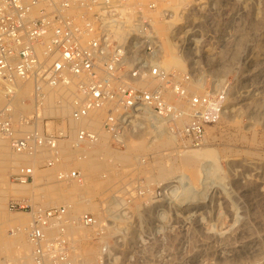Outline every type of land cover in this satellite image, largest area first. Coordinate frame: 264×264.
<instances>
[{
	"label": "rangeland",
	"instance_id": "374dc122",
	"mask_svg": "<svg viewBox=\"0 0 264 264\" xmlns=\"http://www.w3.org/2000/svg\"><path fill=\"white\" fill-rule=\"evenodd\" d=\"M203 16L204 27L193 30L197 34L189 61L171 43L169 59L179 61L167 67L163 51L162 64L175 70L178 84L196 87L184 89L185 99L166 93L181 114L173 124L154 119L173 137L169 143H160L156 125L142 124L131 129L119 147L104 138L78 149L64 147L53 168L45 166V153L29 155L36 168L28 184L10 180L16 165L10 161V149L0 150V196L13 186L28 191L10 198L24 207L10 209L8 199L0 208L5 237L14 235L13 228L2 223L8 215L32 220L37 210L65 206L57 198V187L32 192L42 177L40 182L67 186L76 198L86 196L94 204L84 214L95 217L96 225H81L88 231L81 235L67 228L75 254L85 264L98 263L103 243L114 246L115 264H264V0H209ZM1 89L0 83V111L5 103ZM31 95L32 90L18 91L12 101L14 117L35 112ZM202 97L207 99L198 105L204 139L195 145L182 130L195 109L188 99ZM46 98L41 114L60 116L48 113L56 96ZM180 117L182 123L177 122ZM3 143L8 145L0 137ZM199 149L214 156L189 166L182 163L184 153ZM175 164L178 169H172ZM64 167L77 169L81 182H57L56 170ZM193 167L197 178L191 182ZM174 176L177 182L167 184ZM10 261L8 252L0 249V264H13ZM28 264H33L31 259Z\"/></svg>",
	"mask_w": 264,
	"mask_h": 264
},
{
	"label": "built area",
	"instance_id": "2783aa9c",
	"mask_svg": "<svg viewBox=\"0 0 264 264\" xmlns=\"http://www.w3.org/2000/svg\"><path fill=\"white\" fill-rule=\"evenodd\" d=\"M208 10L209 0L177 5L172 0H0V83L9 99L15 85L30 82L35 107L34 113L16 117L8 106L1 109L0 137L14 154L45 153V166L53 168L64 147L78 149L103 138L119 147L131 129L154 126L153 118L173 124L181 114L166 93L172 90L181 99L186 93L175 70L162 64L164 39L155 21L168 26L166 38L189 61L193 30L204 27ZM51 94L56 98L49 108L67 107V114H41L42 101ZM188 100L195 109L182 135L199 145L204 127L198 105L207 99ZM33 176L31 165L18 164L10 180L26 184ZM54 178L78 180V170L64 167ZM17 207L24 206L10 201V209ZM66 212L65 206H52L33 213L27 233L33 264H83L71 255ZM77 222L97 224L91 214ZM114 251L103 243L97 264H115Z\"/></svg>",
	"mask_w": 264,
	"mask_h": 264
},
{
	"label": "bare ground",
	"instance_id": "6f19581e",
	"mask_svg": "<svg viewBox=\"0 0 264 264\" xmlns=\"http://www.w3.org/2000/svg\"><path fill=\"white\" fill-rule=\"evenodd\" d=\"M179 1L180 0H172V3L177 5ZM155 28H156L157 32L160 34V36H162V38L164 39V41H163V51H165V55H164L165 56V62L167 61L166 63H164V65L167 66V67H170L174 63H177L179 61V58L176 57L174 59H169L170 58V53H171L170 49L172 48L171 47L172 44H171L170 40H168L166 38L167 37V33H168V26L165 25L164 23L160 22V21H155ZM155 84H156V82H152L151 83V85H155ZM184 89L187 92H190V91L196 90V87L194 86V84L188 83L185 86H183V90ZM31 90H32V85L30 84V82L18 83L17 85H15L14 93L12 94V96L9 99H6L5 95H4V92L1 89L4 101H5L2 109L5 108L6 106H8V109H9L10 113L13 115V113H12V101H13L14 97L16 96V94L18 93V91H21V92H27L28 91L29 92ZM170 91L174 92L172 90H170ZM46 99H48V98H46ZM43 100H45V99H43ZM42 104H43V101H42ZM48 109H50L49 112H48L50 114H60V116H61L63 114H67L68 113V108L67 107H64V108H61V109L60 108L59 109H57V108H48ZM97 117L99 118L100 114L97 113L96 114V119H97ZM153 119H155V118H153ZM182 121H183V118L180 117L177 122L182 123ZM83 123L84 122H82V124ZM155 125L156 126L154 127V129H156V131H157L156 132V136L158 137V140L160 139V143L161 144L169 143L170 139H172L173 137L170 136L169 134H167L168 132H165V130L161 129V125H157V124H155ZM8 146L9 145H7L6 143H3L2 145H0V148H1L0 150L6 152V151H8L10 149V148H8ZM37 154L38 153H33V154H28V155H19V154H14V153L11 152L10 161L14 165L20 164L22 162H25V163L29 162V164H31V166L34 169V168H36V162H35V160H30V156H35ZM212 156H214V153L212 151H210V150L199 149V150L187 151L182 156V163H184L185 165L189 166V165L195 164L196 162H200V160L203 159L204 157H212ZM207 159H210V158H207ZM177 166L178 165H176L172 169H178ZM204 167H205V165H204ZM161 169H162V167L159 169V172H160L159 175H163V173H161ZM204 170H205V168H204ZM162 172H163V169H162ZM175 178H176L175 176L171 177L170 179H168L169 181H166V183L169 184V185H172V183L177 182V180ZM196 178H197L196 168L193 167V168H191V175L189 176V179H190L191 182H193V181L196 180ZM39 180L42 181V177H40ZM40 181L37 182V183L35 182L31 186L32 192H34V190H38V189H41V188L57 187L56 189L59 190L57 192V194H56L57 198L59 199V201L61 200L63 202V204H65V206H67L69 208V216L70 217H68V218L70 220L69 221L70 224L67 225V228L69 227V231L72 232V233H76L78 235L85 234L86 232H88L85 229H83V227L81 226V224H79V222H77V220H78V218H79V216L81 214H84V212L94 209V204L90 201V199L88 197H86V196H85V198H76L74 196L75 192L73 191V189H69V187L64 186V185H62V186L61 185H57V184L56 185H50L53 182L52 180L47 182V183L44 182V181L43 182H40ZM64 181H75V180H64ZM76 181H79V180H76ZM57 182H62V181H57ZM79 182H81V180ZM54 183H55V181H54ZM26 184H28V183H26ZM0 192H2V191H0ZM26 192H28V191H26L25 188L17 187V186H13V187L5 189L3 191L4 194L0 196V208L6 207V204H5L6 200L9 199V201H10L11 197H12L11 199H13L15 196H19V195H21L23 193H26ZM0 194H2V193H0ZM83 194L86 195L84 192H83ZM52 195L50 194V196H52ZM49 200H51V199H49ZM66 217H67V212H66ZM31 218H33V216ZM31 222H32V220L28 219V216L22 215V214L8 215L5 218V220H3V222H2L3 224L6 225V227L10 226L11 228H13V231H14V235L12 237L8 238V237H5L3 235V233L1 232V230H0V249L3 252H6V251L8 252V254L10 255V259H11L10 262L11 263L13 262V264H28V260H29V262H30V259L32 261V244L28 240V236H27L28 229H29V226H30ZM52 230H53L52 228L49 230L50 234H52L51 233ZM71 247H72L71 255L73 257H75L76 259L82 260V258H80L78 255L75 254L74 247H73V241L71 243ZM82 263H83V260H82ZM83 264H85V262Z\"/></svg>",
	"mask_w": 264,
	"mask_h": 264
}]
</instances>
